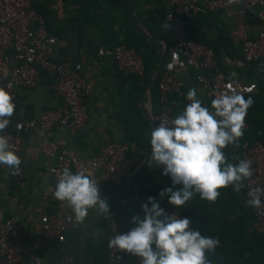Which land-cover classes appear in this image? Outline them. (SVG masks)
I'll use <instances>...</instances> for the list:
<instances>
[{
    "label": "crops",
    "instance_id": "0c3cea01",
    "mask_svg": "<svg viewBox=\"0 0 264 264\" xmlns=\"http://www.w3.org/2000/svg\"><path fill=\"white\" fill-rule=\"evenodd\" d=\"M33 4L44 15L49 32L57 37L52 51L53 59L61 61L71 57L80 61L82 77L90 84L86 96L89 115L84 127L76 134L63 133L69 145L80 157H87L94 155L103 144L127 139L123 120L131 113L127 105L129 103L132 106L137 84L128 74L118 71L111 57L99 55L98 49L128 40V45L146 51L148 57L157 54L161 57L163 49L166 46L170 48L175 39L172 23L168 22L169 29L162 27L166 22L163 0H131L132 11L126 0H35ZM240 24L248 26L251 37L263 29L255 13H241L236 6L198 16L184 26L189 38L214 49L220 61L219 68L226 76L256 84L255 94H258L264 88V71H259L257 66L264 64V61L248 63L243 60L238 44L229 36L231 30ZM194 72L193 69H187L180 73L183 86L170 101L174 116L183 111L186 93L190 88L197 90V98L203 101V106H210L194 79ZM51 84L52 78L42 73L36 86L19 88L12 124L6 129L13 130L15 121L35 117L43 109L57 106L59 99L53 94ZM245 125L244 130L248 129L247 121ZM40 144L41 139L36 130L24 133L23 149L18 155L22 160V181H15L9 170L0 166V212L6 218L17 219L24 239H31L41 215L55 208L52 196L54 182L47 172L52 160L42 155ZM225 152L230 161L233 154L238 156L234 146H229ZM143 161L144 158L136 163L138 159L129 152L115 187L117 192L113 196L114 190L110 197V208L122 219L137 215L143 219L142 203L130 200L145 182L151 183L148 196L155 197L159 203L163 202L159 192L169 187L161 167L150 168L147 162L136 173ZM94 178L99 186L103 185L99 174L94 175ZM171 187L175 190L181 186ZM165 199L168 200L167 197ZM246 200L244 188L237 193L228 187L220 190L215 203L201 200L199 195L190 201L191 211L201 225L202 234L220 241L214 253H206L213 264L264 263V248L251 228V207L245 206ZM129 205L135 209L134 212L129 210ZM100 230H103V235L94 239L92 233ZM107 234L106 220L102 215H97L95 210H90L83 225L69 229L64 242L54 240L41 250L42 264H109ZM117 256L122 257L121 264H134L132 256L128 254L120 253Z\"/></svg>",
    "mask_w": 264,
    "mask_h": 264
},
{
    "label": "built area",
    "instance_id": "2783aa9c",
    "mask_svg": "<svg viewBox=\"0 0 264 264\" xmlns=\"http://www.w3.org/2000/svg\"><path fill=\"white\" fill-rule=\"evenodd\" d=\"M35 0H0V86L8 91L17 107V90L32 88L39 82L41 74L52 78L51 89L59 99L55 107L45 108L37 116L13 123V130L5 129L0 135H6L17 155L22 151L24 133L36 130L40 136V152L52 160L47 167L52 177L54 188L57 173L65 167L73 172L88 170L93 175L99 174L103 185L99 186L102 197L107 203L119 181L121 171L129 154L126 141H111L101 145L92 156L80 157L69 145L64 132L76 134L82 130L88 119L86 96L90 84L82 77V63L71 57L54 60L53 48L57 37L47 28L44 15L34 7ZM164 19L173 24L175 39L168 50L167 57L156 81L158 99L154 119L159 123L172 119L170 101L172 94L183 86L180 73L187 69L195 71L194 79L209 101L222 92H238L243 96L256 92V84L244 83L235 76H226L219 68L218 59L213 48L203 42L187 36L184 19L206 16L236 6L239 12L255 13L263 24V29L255 36L248 34V26L240 24L231 30V40L238 44L242 58L248 63L264 61V0H243L239 5H229L227 0H163ZM99 55L112 58L118 71L128 75H145L144 61L135 47L125 43L109 47L101 46ZM8 72V75L5 74ZM16 109V108H15ZM12 124V117L10 120ZM9 124V125H10ZM57 133V135H55ZM240 159L252 162L253 176L251 187L264 188V141L245 140L240 146ZM17 182L22 181L23 171L12 175ZM168 177V176H167ZM170 178V177H168ZM248 181H245L244 194L248 199ZM143 194L148 196L151 183L145 182ZM264 202V196H262ZM166 213L185 216L168 202L159 203ZM253 232L264 238V206L259 209L251 207ZM112 214L102 216L108 225L107 254L113 255L108 248V241L117 233H125L133 225L122 219L110 208ZM72 215L66 204L55 200V208L41 215L31 239H24L17 219L6 218L0 212V264H42L41 250L51 245L54 240L64 242L66 233L72 227L68 217ZM192 228L196 227L191 222ZM122 252L116 253V255ZM133 263L139 260L133 257Z\"/></svg>",
    "mask_w": 264,
    "mask_h": 264
},
{
    "label": "clouds",
    "instance_id": "9594fccd",
    "mask_svg": "<svg viewBox=\"0 0 264 264\" xmlns=\"http://www.w3.org/2000/svg\"><path fill=\"white\" fill-rule=\"evenodd\" d=\"M243 0H227L229 5H239ZM163 28L169 29L165 22ZM264 71V64L258 65ZM235 75V74H233ZM185 99L188 101L183 111L172 119H163L150 132V168L161 167L163 175L170 177L173 186L159 192L161 199L167 197L168 204L175 209L183 208L196 195L201 200L215 203L220 190L232 187L237 193L248 181V199L245 206L256 209L264 206V188L251 187L252 162L233 154L231 162L225 149L239 148L244 136L245 119L248 109L254 103L238 92H222L211 100V108L203 106L197 98V90L190 88ZM16 105L13 96L0 88V133L9 126ZM6 135H0V166L17 175L22 163ZM55 200L66 204L72 215L68 222L73 226L83 225L90 210L97 215H110L107 198L102 197L99 184L91 171L73 172L65 167L57 173ZM151 205V207H149ZM144 217H131L134 225L125 233L117 232L109 241L108 248L113 255L109 264H121L122 252L136 257L139 264H213L206 253H214L219 246L218 238L203 235L194 229L188 217L180 218L176 213L168 214L160 207L155 197H148L141 204ZM103 235V230L92 233L94 239Z\"/></svg>",
    "mask_w": 264,
    "mask_h": 264
},
{
    "label": "trees",
    "instance_id": "16d2710c",
    "mask_svg": "<svg viewBox=\"0 0 264 264\" xmlns=\"http://www.w3.org/2000/svg\"><path fill=\"white\" fill-rule=\"evenodd\" d=\"M193 19H195V18H193ZM193 19H184V25L188 24V21L193 20ZM172 28H174L173 25H172ZM173 31H174V29H173ZM127 37H128V35H127ZM119 43H125L127 45L129 44L128 40L115 42V44H119ZM231 48L234 49L233 45L231 46ZM136 50L139 52V54L141 55V57H142V59L144 61V64H145V75L143 77H139V76L133 75V74L129 75L130 79L135 84H137V86L135 85L136 88H135V95L134 96H137V95L141 94V91L143 90V88L148 83L150 77L152 76L151 74H152L153 70L155 69V67H156V65H157V63L159 61V58H160V54H157V55L152 56V57H148V53L146 51L141 50L138 47H136ZM229 55H230V53H229ZM215 56L217 57L216 53H215ZM217 59H218V63H219V66H220L219 58H217ZM193 74L195 75V72ZM175 93L176 92H174L173 94H175ZM173 94H172V96H173ZM249 96H251V98L253 99L254 103L252 104V106L247 111V116H246L245 121L248 122V129L244 130V136L239 141V148H237V152H238V156L239 157H240V146H241V143L243 141H245V140L254 141V140H257V139H260V140L264 141V88L258 94H255V93L254 94H247L244 97H245V99H247ZM157 99H158V91H157V85L155 83L153 88H152V91H151V102H152V105H153V114L154 115H155V110H156ZM187 103H188V101L186 100L185 106H186ZM171 114H172V116H174L172 111H171ZM123 123H124V126L127 128L126 137L132 140L133 137H134V135H133L134 129H133V124L131 122V119L130 118L128 119V118L124 117ZM165 177H166V181H167L169 187L173 186L171 179L168 178L167 176H165ZM148 197L149 196H146V195L143 194V190L141 189L134 196V198H132L130 201L133 200L134 202H137V203H138V201H140V203H146ZM125 198H128V195H125ZM165 200L166 199L164 198L161 201L167 202ZM178 209L181 211V213L185 217L190 218V220L193 223V225L196 228H198V230L202 233L201 225L196 220V218L194 217V215H193V213L191 211L190 201L187 202V204L183 208H178ZM129 210L131 212L135 211V209L132 207V205H129ZM123 219L130 221V219L128 217H123ZM252 220H253V214H252V210H251L250 223H252ZM254 235H256V238H258L260 246L262 248H264V238L262 236H260V235L255 234V233H254ZM262 264H264V263H262Z\"/></svg>",
    "mask_w": 264,
    "mask_h": 264
},
{
    "label": "rangeland",
    "instance_id": "374dc122",
    "mask_svg": "<svg viewBox=\"0 0 264 264\" xmlns=\"http://www.w3.org/2000/svg\"><path fill=\"white\" fill-rule=\"evenodd\" d=\"M151 75H153V72ZM141 94L135 96L134 100L132 101V106H129V103L127 105V110L131 113L126 115V117L130 118L131 121L133 122L134 137L132 140L129 138L122 140V141H126L129 144L130 154H132L135 159H138V162L136 163H139L151 148L150 132L152 130V127L150 126L146 118L143 108V103L141 100ZM134 95H135V90H134ZM144 104L146 107L150 108L152 113L153 105L152 102L148 100L147 97L144 100Z\"/></svg>",
    "mask_w": 264,
    "mask_h": 264
},
{
    "label": "water",
    "instance_id": "95a60500",
    "mask_svg": "<svg viewBox=\"0 0 264 264\" xmlns=\"http://www.w3.org/2000/svg\"><path fill=\"white\" fill-rule=\"evenodd\" d=\"M126 1H127V4H128V7H129L130 11H132L131 0H126ZM168 50H169L168 46H166L163 49V51L161 53V57H160L159 63L157 65L155 71L153 72V75L150 77V79H149L147 85L145 86V88H144V90L142 92V95H141V100H142V103H143L144 112H145V115H146V117H147L152 129L157 126V123H156V121H155V119L153 117V114L151 113L150 108L145 106L144 100H145L146 97L148 98V100H150V94H151L152 88H153L154 84L156 83V81H157V79H158V77L160 75L161 69L163 67V64H164L165 59H166L167 54H168ZM150 155H151V148L146 153V155L144 157V161L140 165V167H139V169H138V171L136 173H139L144 168V166L146 165V163L149 160ZM116 192H117V189L114 191L113 196L116 194Z\"/></svg>",
    "mask_w": 264,
    "mask_h": 264
}]
</instances>
